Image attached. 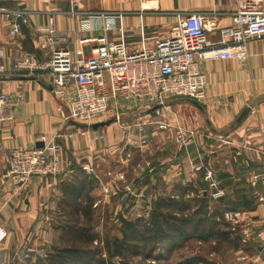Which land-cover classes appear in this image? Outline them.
<instances>
[{
  "label": "crops",
  "instance_id": "obj_1",
  "mask_svg": "<svg viewBox=\"0 0 264 264\" xmlns=\"http://www.w3.org/2000/svg\"><path fill=\"white\" fill-rule=\"evenodd\" d=\"M236 1L0 0V63L13 71L0 77V87L10 94L6 110L12 116L0 123V225L8 232L0 243V264H30V259L35 260L37 248L42 249L46 240L44 234L51 231L46 218L58 211L61 180L69 177L76 166L86 171L89 162L98 170L94 174L100 176L104 200H109L107 191L129 179V188L137 190L138 196L150 189L149 204L162 192L158 180L165 182L163 189L168 193L179 181L203 186L204 172L192 170L194 164L203 163L211 168L212 177L224 191L216 202L224 211L240 210L248 233L259 229L264 219V37L248 41L249 57L245 64L219 58L199 61V68L208 80L206 97L199 101L202 108L187 99L199 111L194 122L188 125L183 122L186 110L180 103L176 104L179 119L177 114L167 118L174 130L178 127L186 130L188 144L177 150L174 164L162 163L153 169L146 167L145 162L130 161L129 165L131 154L127 151L137 146L143 150L138 123H142L144 130L150 129V122L154 121L150 118L156 116L153 115L156 111L125 107L119 111L120 115L129 116L124 128L115 126V121L96 129L87 128L65 117L73 86L59 93L46 76L34 74L36 78H22L30 74L15 71L13 66L24 51H35L42 59L56 47L67 48L73 55L82 47L87 53L89 45L80 43L79 38L99 34L100 22L95 19L91 30L81 31L80 18L102 11L115 13L116 29L121 28L111 32L109 38L121 37L131 45L165 36L172 23L190 12L203 16L207 37L213 42L219 38V30L231 23ZM17 8L24 10L26 22L21 24L19 33L10 35L9 20L2 11ZM49 17L53 18L54 30H40ZM245 107L249 109L238 120ZM113 108L109 116L114 113ZM200 123L201 129H197ZM38 141L47 145L49 152L51 145L57 147L55 155L61 171L58 175H35L27 183L15 185L6 176L9 150L13 146L30 148ZM144 169L143 175L135 174ZM97 187L96 184L95 190ZM257 251L256 262L264 264V247L258 245ZM250 261L247 264H256Z\"/></svg>",
  "mask_w": 264,
  "mask_h": 264
},
{
  "label": "built area",
  "instance_id": "obj_2",
  "mask_svg": "<svg viewBox=\"0 0 264 264\" xmlns=\"http://www.w3.org/2000/svg\"><path fill=\"white\" fill-rule=\"evenodd\" d=\"M2 13L9 20V34L19 33L21 24L26 22L24 10L3 9ZM95 19H99L100 33L79 38L80 43L89 45L87 53L82 47L76 49V55L67 48L56 47L42 59L35 51H24L13 65L15 71L46 76L59 93L73 86V97L65 115L73 123L92 124L104 120L110 105L115 110L111 116L119 120V108L139 107L159 112L171 99L202 101L206 97L208 80L199 68V61L219 58L245 64L249 57L248 41L264 37V0H237L231 23L219 30V38L213 42L208 39L206 23L198 12L177 19L165 36L150 43L141 40L136 45L121 37L109 38L111 32L121 30L116 29L115 13L110 11L82 16L81 31L91 30ZM39 29L52 32L53 18L49 17L47 25ZM10 73L13 71L0 63V77ZM9 101L10 94L0 87V123L12 117L6 110ZM155 105L160 106L153 108ZM138 126L141 128L142 123ZM187 136L184 128L176 129L175 140L180 145L187 144ZM50 148L51 152L47 145L11 147L6 176L20 185L35 175H56L60 171V161L55 155L57 147L51 145ZM192 170L204 172L203 178L212 187L213 198L224 195L209 166L196 163ZM241 214L237 209L224 211L226 220L232 222L241 220ZM7 235V230L0 225V243ZM255 237L264 247V219ZM254 256L259 257L258 254ZM255 257L242 256L252 262H256Z\"/></svg>",
  "mask_w": 264,
  "mask_h": 264
},
{
  "label": "trees",
  "instance_id": "obj_3",
  "mask_svg": "<svg viewBox=\"0 0 264 264\" xmlns=\"http://www.w3.org/2000/svg\"><path fill=\"white\" fill-rule=\"evenodd\" d=\"M96 184V178L80 166L61 180L54 228L61 230L66 244L47 251L40 264H166L172 249L185 241L221 232L213 225L224 211L222 206L209 205L207 193L199 195L191 181H179L169 193L156 197L147 217L119 215L121 236L105 235L99 244L90 225L96 202L91 192Z\"/></svg>",
  "mask_w": 264,
  "mask_h": 264
},
{
  "label": "rangeland",
  "instance_id": "obj_4",
  "mask_svg": "<svg viewBox=\"0 0 264 264\" xmlns=\"http://www.w3.org/2000/svg\"><path fill=\"white\" fill-rule=\"evenodd\" d=\"M146 42L150 43L151 41ZM177 103H180L181 105L184 104V106L187 107H184V110H186V117L184 118L183 122L186 124H189L191 121L194 122L195 113H199L196 106L191 105L186 98H175L168 100L166 104H169V107L160 109L157 114L153 113V115L156 116L150 118L151 121L154 119L153 122H150L152 123V125L149 126L150 129L145 128L146 130H144V126L140 128L142 130L141 137L143 141L141 142V145H143V150L140 151L139 146L129 147V151L127 152H129L131 156L128 164L130 163V161L132 164H142L143 162H145L146 167H148L149 169L159 167V164L162 163L174 164L173 159L178 155L177 150H181V147H183L184 145H180L175 140L176 129L174 130L173 126H171V124H168L167 118L175 117L177 114V118L179 119L180 111L178 106H176ZM111 107L112 106L110 105V109ZM121 110L122 109L119 108V111ZM190 110H192L193 112H191ZM109 115L110 110L107 114L106 119L112 117ZM128 118L129 116L120 115L119 120H114V125L124 128L125 126H127ZM166 120L167 122H165ZM114 121L110 123H113ZM146 124L148 125V123ZM201 125L202 123L199 124V128L197 129H201ZM188 141L189 138L185 142H187L188 144ZM85 168L86 171L91 174V176L93 175L97 180L98 187L95 190V186L91 192L96 197V202L93 205L94 210L92 212L90 225H92L93 231H95L99 236V239L97 241L98 243H102L101 241L105 235L121 236V232L119 229V215H122L128 219H133L138 216H148V213L152 208L151 204H153L154 202L152 201V203L149 204V199H151L150 189L142 191V194L138 196L137 190H134V188H129L130 180L128 179L125 182H120L119 184L117 183L116 188L113 190L114 192L111 190V192L107 191V194H109V200H104V196L102 194L103 190L101 189V187H99V183L101 184L100 176L97 175L98 177H96L94 174L98 172V170L95 169L94 165L91 162L87 163ZM145 169L140 170L139 173L135 174L143 175L146 171ZM58 173L56 175H58ZM107 175L110 174L107 173ZM106 178H108V176ZM202 179L206 185H197L198 193L199 195L203 192L207 193L209 197V205H211L212 203L214 204L218 200V198L215 199L212 197V187L203 177ZM29 180L30 178L27 179L25 183H27V181ZM106 181H111V179H107ZM158 181L157 186L162 191L159 195L168 193L163 189L165 188V182H163L162 180ZM25 183H22L20 185H23ZM128 196L131 197L129 198ZM148 205H150L151 207L149 208ZM58 213L59 212L56 211L55 214L49 215L46 218L48 220L47 225L50 226L51 231L49 229L50 233L44 234V239L46 240L42 245V249L37 248L38 252L36 254V258L34 261L30 259V264H36V262L37 264H40L42 259L46 256L47 251L55 250L57 246L66 244L64 238L60 236L61 230L54 228V225H56L57 223V219H59ZM216 220L218 222L217 225H213V229H215V231L216 229H220V234H216L214 232L212 235L206 236L205 239L192 238L188 241H185L182 245L172 249V251L168 255V258L165 260L166 264H247V261H249V259H243V255L248 254L249 256L253 255L252 257H255L254 255H256V253L258 252L257 248L259 242L255 240V232H247V226H243V222L241 221L242 219L235 222L226 220V218L224 217V211H221V214H219ZM223 222H225L226 224H224ZM204 228H208V223L204 225ZM48 243L55 246V249H51V245H47ZM254 259L257 258L255 257ZM116 260L117 259H114V261ZM137 260L138 258H136L134 261ZM250 262L252 263V261ZM255 263L258 264L259 260Z\"/></svg>",
  "mask_w": 264,
  "mask_h": 264
},
{
  "label": "water",
  "instance_id": "obj_5",
  "mask_svg": "<svg viewBox=\"0 0 264 264\" xmlns=\"http://www.w3.org/2000/svg\"><path fill=\"white\" fill-rule=\"evenodd\" d=\"M22 78H29L30 79V78H36V76L35 75H27V76H22ZM191 102L194 105L198 106L199 108H202V105L198 101L191 99ZM159 106L160 105H155L153 108H157ZM248 109H249V107L243 108L237 119L240 120ZM114 120H115V118H109V119L101 120V121H98V122H95V123H92V124H80V123H76V124L96 129V128L100 127V126L107 125V124H109L110 122H112ZM35 146L41 147V146H43V142H41V141L39 142L38 141ZM50 248L51 249H55V246L51 245Z\"/></svg>",
  "mask_w": 264,
  "mask_h": 264
}]
</instances>
